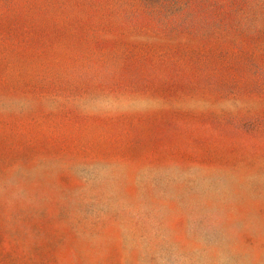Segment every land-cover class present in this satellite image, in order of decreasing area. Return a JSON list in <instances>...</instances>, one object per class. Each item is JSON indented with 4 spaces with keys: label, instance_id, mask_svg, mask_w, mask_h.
Returning a JSON list of instances; mask_svg holds the SVG:
<instances>
[{
    "label": "rangeland",
    "instance_id": "obj_1",
    "mask_svg": "<svg viewBox=\"0 0 264 264\" xmlns=\"http://www.w3.org/2000/svg\"><path fill=\"white\" fill-rule=\"evenodd\" d=\"M0 264H264V0H0Z\"/></svg>",
    "mask_w": 264,
    "mask_h": 264
},
{
    "label": "bare ground",
    "instance_id": "obj_2",
    "mask_svg": "<svg viewBox=\"0 0 264 264\" xmlns=\"http://www.w3.org/2000/svg\"><path fill=\"white\" fill-rule=\"evenodd\" d=\"M84 106L87 107V108H92V107H95V104H94V102H91V103L89 102V103L84 104ZM98 173H99V176L106 177L107 170L105 168H103V167H100L98 169ZM248 181L249 182H257L255 179H249ZM247 184H248V182H247Z\"/></svg>",
    "mask_w": 264,
    "mask_h": 264
}]
</instances>
